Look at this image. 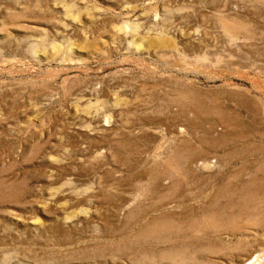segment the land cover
<instances>
[{
    "label": "rangeland",
    "instance_id": "1",
    "mask_svg": "<svg viewBox=\"0 0 264 264\" xmlns=\"http://www.w3.org/2000/svg\"><path fill=\"white\" fill-rule=\"evenodd\" d=\"M247 256L264 0H0V264Z\"/></svg>",
    "mask_w": 264,
    "mask_h": 264
},
{
    "label": "bare ground",
    "instance_id": "2",
    "mask_svg": "<svg viewBox=\"0 0 264 264\" xmlns=\"http://www.w3.org/2000/svg\"><path fill=\"white\" fill-rule=\"evenodd\" d=\"M261 49V48H260ZM176 127V126H175ZM231 236V235H230ZM248 257V256H247ZM240 258V257H239ZM248 260V261H247ZM247 260H246V262H244V259H243V262H244V264H246L247 262H248V264H250V262L251 261H253V258L251 257V256H249L248 258H247ZM242 261V260H241ZM252 264H264V259H263V261H256V262H253Z\"/></svg>",
    "mask_w": 264,
    "mask_h": 264
}]
</instances>
